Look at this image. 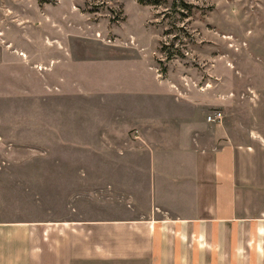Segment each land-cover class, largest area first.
I'll list each match as a JSON object with an SVG mask.
<instances>
[{
  "label": "crops",
  "instance_id": "1",
  "mask_svg": "<svg viewBox=\"0 0 264 264\" xmlns=\"http://www.w3.org/2000/svg\"><path fill=\"white\" fill-rule=\"evenodd\" d=\"M139 79L93 167L85 123L47 119L46 143L78 151L0 168V264H264V133Z\"/></svg>",
  "mask_w": 264,
  "mask_h": 264
},
{
  "label": "rangeland",
  "instance_id": "2",
  "mask_svg": "<svg viewBox=\"0 0 264 264\" xmlns=\"http://www.w3.org/2000/svg\"><path fill=\"white\" fill-rule=\"evenodd\" d=\"M141 75L204 105L209 121L220 112L235 135L264 133V0H0V168L78 151L46 143L47 119L85 123L93 167L108 147L96 127L136 105L124 93Z\"/></svg>",
  "mask_w": 264,
  "mask_h": 264
},
{
  "label": "built area",
  "instance_id": "3",
  "mask_svg": "<svg viewBox=\"0 0 264 264\" xmlns=\"http://www.w3.org/2000/svg\"><path fill=\"white\" fill-rule=\"evenodd\" d=\"M209 119L210 120H219V121H221L222 120V114L220 113V112H218V113H216L215 115H214V117H209Z\"/></svg>",
  "mask_w": 264,
  "mask_h": 264
},
{
  "label": "trees",
  "instance_id": "4",
  "mask_svg": "<svg viewBox=\"0 0 264 264\" xmlns=\"http://www.w3.org/2000/svg\"><path fill=\"white\" fill-rule=\"evenodd\" d=\"M139 2H145V0H139Z\"/></svg>",
  "mask_w": 264,
  "mask_h": 264
},
{
  "label": "bare ground",
  "instance_id": "5",
  "mask_svg": "<svg viewBox=\"0 0 264 264\" xmlns=\"http://www.w3.org/2000/svg\"><path fill=\"white\" fill-rule=\"evenodd\" d=\"M22 56H25L24 54H22Z\"/></svg>",
  "mask_w": 264,
  "mask_h": 264
}]
</instances>
